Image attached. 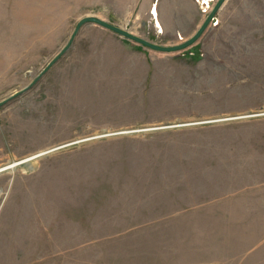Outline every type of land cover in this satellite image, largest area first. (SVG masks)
Instances as JSON below:
<instances>
[{
    "label": "rangeland",
    "instance_id": "rangeland-1",
    "mask_svg": "<svg viewBox=\"0 0 264 264\" xmlns=\"http://www.w3.org/2000/svg\"><path fill=\"white\" fill-rule=\"evenodd\" d=\"M217 1L0 0V101L83 16ZM0 264H264V0L87 23L0 107Z\"/></svg>",
    "mask_w": 264,
    "mask_h": 264
},
{
    "label": "water",
    "instance_id": "water-1",
    "mask_svg": "<svg viewBox=\"0 0 264 264\" xmlns=\"http://www.w3.org/2000/svg\"><path fill=\"white\" fill-rule=\"evenodd\" d=\"M226 0H218L215 4L212 11L208 14L204 22L201 24V26L198 28V30L195 32L194 35H192L189 39L186 41L174 44V45H160L157 43H153L145 38H142L134 33H132L129 30H126L120 26H117L113 23H110L109 21L103 19L102 17L94 14L83 16L77 23L74 31L71 34V37L69 41L66 43V45L48 62V64L43 68V70L36 76V78L30 82L28 85H26L24 88L20 89L19 91L15 92L14 94L4 98L0 101V107L17 97L18 95L28 91L71 47L73 41L75 40L76 36L78 35L80 29L87 23H93L98 24L103 27H106L126 38H129L131 40H134L144 46L150 47L152 49L163 51V52H173V51H180L188 48L192 44L196 42V40L202 35V33L206 30L212 19L215 17L218 10L223 6Z\"/></svg>",
    "mask_w": 264,
    "mask_h": 264
}]
</instances>
